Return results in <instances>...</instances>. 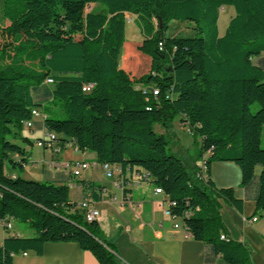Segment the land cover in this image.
Wrapping results in <instances>:
<instances>
[{
    "label": "trees",
    "instance_id": "trees-1",
    "mask_svg": "<svg viewBox=\"0 0 264 264\" xmlns=\"http://www.w3.org/2000/svg\"><path fill=\"white\" fill-rule=\"evenodd\" d=\"M226 6L234 15L218 36L219 11ZM0 8V218L27 223L35 233L4 239L0 264H12L19 252L40 255L47 242H74L99 264H118L98 224L70 212L75 205L66 185L5 173L26 164L18 143L27 142L21 131L40 106L35 96L51 97L64 110L65 119L44 118L60 147L71 142L97 163L147 172L150 184L175 202L171 213L205 245L207 264L215 257L253 264L244 243L220 238L221 202L241 210L242 201L232 189L214 186L210 164H236L245 189L259 166L255 214H264V64L258 59L264 0H0ZM126 14L136 17L141 32L137 50L151 59L138 78L117 65ZM171 21L191 24L194 36L167 38ZM86 84H94L89 93L82 91ZM151 86L158 95L146 93L147 101L135 89ZM177 119L195 147L188 164L171 155L165 136L153 130L158 124L168 132ZM204 156L202 175L196 162ZM82 187L85 198L99 190L91 182Z\"/></svg>",
    "mask_w": 264,
    "mask_h": 264
},
{
    "label": "crops",
    "instance_id": "crops-1",
    "mask_svg": "<svg viewBox=\"0 0 264 264\" xmlns=\"http://www.w3.org/2000/svg\"><path fill=\"white\" fill-rule=\"evenodd\" d=\"M132 18L136 17L132 15ZM217 30L218 36H222L218 23ZM129 56L136 61V65L131 63L133 60H127ZM258 59L264 64V52ZM140 61L150 68L151 59L148 56L137 51H127L122 58L120 68L126 73H131L132 77L138 78L145 74L140 73L142 67L137 65ZM46 99L51 100V97ZM34 100L40 103L37 108L40 116L31 120V127L23 126L21 136L27 142L18 143L25 152L26 162L31 163L24 165L22 179L66 185L68 201L72 204H78L85 199L82 182H91L99 187V190L90 194L89 199L92 207L101 212L98 223L101 236L113 246L118 264H207L205 245L192 237L184 238L180 229L173 228L174 221L164 216L165 197L155 194L154 186L150 183L144 182L137 186L132 184L137 173L135 169L115 171L113 176L108 178L102 169L92 166L96 162L92 153L81 152L76 159L71 160L64 156V147L55 158L50 151L34 145L33 142L45 138L48 131L43 119L47 116L41 109L42 101L45 99L35 96ZM178 122L180 129L189 135L187 127ZM191 144L192 139L189 135V139H184L180 150L189 151ZM12 158L16 161L20 160L17 155ZM54 158L62 165L73 161H83L90 166L81 171L79 176L74 177L62 167L52 168L50 164ZM198 164L199 162H196L197 166ZM260 170L259 166L255 167V181L245 189L241 186V171L236 164L226 161H215L210 164V180L214 186L217 189H232L233 196L242 201L241 210L221 202L220 216L223 230L220 231V235L229 240L244 243L251 253L253 264H264V214H255L256 183ZM5 173L12 178L18 176L15 171L7 172L5 169ZM125 195L131 197L130 206L120 204ZM253 217L257 219L255 222L250 221ZM177 222L181 224V221ZM12 236L27 238L33 237L34 234L16 227L12 221L10 231L0 226V248L4 239ZM12 264L99 263L90 252L82 250L77 243L47 242L43 245L40 255L33 251L19 252L12 257ZM208 264H225V262L215 257Z\"/></svg>",
    "mask_w": 264,
    "mask_h": 264
},
{
    "label": "rangeland",
    "instance_id": "rangeland-1",
    "mask_svg": "<svg viewBox=\"0 0 264 264\" xmlns=\"http://www.w3.org/2000/svg\"><path fill=\"white\" fill-rule=\"evenodd\" d=\"M94 7H95V5L91 4L89 6V8H87V11H89L90 9H92ZM0 10H1V8H0ZM233 11H234L233 8H230L227 6L224 7L223 9H220L217 23H218V29L221 32V34H224V32L227 28V25H228L229 18H230V16L233 15ZM131 18H132V15L126 14V22H125V26H124V42H123V45L119 51V55L117 57V65L119 68L122 65V58L127 51H132V52L137 51L138 53H140L137 50V45L140 44V42L142 40L141 32H140V29L138 28V25L135 21V18H132V19ZM181 24H182V26H178ZM6 25H7V21L2 20L1 27H5ZM192 28L193 27L191 26V24L185 25L183 23L171 21L169 23L168 29L166 30V37L167 38L193 37L194 36V30ZM4 39L5 38L0 34V43H2L4 41ZM257 60L258 59L255 58L254 62H257ZM138 66L142 67V70L140 71V73L148 72V69H149L148 65H145L143 63V61H140ZM127 73L131 78H134L131 76V73H129V72H127ZM41 109H42V111H45L46 116L49 118H53L56 120H62V119L66 118L64 110H63L60 102H58V101H52V100H48V99L43 100L42 105H41ZM178 121L179 120L177 119L173 122L174 127H175L174 129H173V123H172V128L168 132H165V130L158 124H155L153 126V130L155 133L162 134L163 136H165V139L169 143L168 149H169V153L171 155L181 159L185 164H188L190 158H192L193 155L195 154V147L191 144L189 151L180 150L182 147L181 144L183 143L184 139H186V138L189 139V135L186 132H184L182 129H180ZM191 139H192V137H191ZM35 142L36 141L33 142L34 145H36ZM263 142H264V130H263V133L261 135V146H262ZM192 143H193V139H192ZM64 147H65V149L63 150V152H64V156L66 158L73 160V159H76L77 156L81 154L80 151L75 150V147L72 145L71 142L66 143ZM26 164L30 165L31 163L26 162ZM6 171L7 172L15 171V172H17L18 176L21 178L24 176L23 171H19L18 169L13 170L10 167H7ZM31 171H33V170H31ZM14 225L16 227H21V228L25 229L26 231L33 233L35 235L33 230L26 223L14 221Z\"/></svg>",
    "mask_w": 264,
    "mask_h": 264
},
{
    "label": "built area",
    "instance_id": "built-area-1",
    "mask_svg": "<svg viewBox=\"0 0 264 264\" xmlns=\"http://www.w3.org/2000/svg\"><path fill=\"white\" fill-rule=\"evenodd\" d=\"M159 46H161V44H159ZM47 83H51L50 79L46 80ZM94 84H86L82 87V91L84 93H89L90 90L92 89ZM135 89H139L142 91V93L145 95L144 100L147 101V94L152 95L154 98L158 95V89L154 86L149 87L148 89H143L140 87H135ZM40 116V112L38 111V109H33L31 110V119L28 121L23 122V126L24 127H31V120L33 118L39 117ZM44 119V118H43ZM36 146L41 147L45 150H48L51 152L52 156H54L55 158L57 157V155L61 152V150L63 149L62 147H60V145L57 143L56 141V136L53 132L51 131H47L45 134V138L41 139V140H37L35 142ZM75 150H77V148L75 147ZM53 159L51 161L50 166L53 168H60L62 167L65 171H68L71 175H73L74 177H77L80 175L81 171H83L84 169H87L90 165L86 162L83 161H73L70 163H66V164H59L57 159ZM206 156L203 157V159L201 161H199L198 164V168L200 169V172L202 175H204L206 167H205V160ZM92 166H97L100 169H102L106 176L108 178L112 177L115 171H119V169H117L116 167L111 166L108 163H93ZM135 179L133 181V185L137 186L140 183H150V176L147 172L145 171H140L137 172L135 174ZM153 192L155 194L158 195H163L165 197V203H166V207L164 209V216L166 218L171 219L172 221H174L173 223V228L175 229H180L182 232V235L184 238H189L190 233L187 231V229L183 226L182 222L181 224H178V220L180 221V218H177L176 216H174L171 213V208L175 206V202L169 200L166 195L163 193V191L160 188L154 187L153 188ZM113 200H115V198L113 197ZM121 205H131V197L130 195H125L123 197V201H121L120 203ZM75 206L70 209L71 213L77 212L79 214L82 215L83 219L85 222L87 223H92V222H96L97 224L100 221L101 218V212L95 208L92 207V202L89 198H85L84 200H82L81 202H79L78 204H74ZM257 219L256 217H253L250 221L251 222H255ZM0 226L2 228H4L6 231H10L12 229V221L9 220L8 218H0ZM221 239H225L226 237L223 235H220ZM23 255H25V253H23Z\"/></svg>",
    "mask_w": 264,
    "mask_h": 264
}]
</instances>
